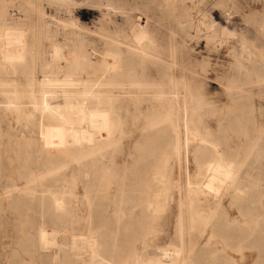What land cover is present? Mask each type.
<instances>
[{"label": "rangeland", "instance_id": "rangeland-1", "mask_svg": "<svg viewBox=\"0 0 264 264\" xmlns=\"http://www.w3.org/2000/svg\"><path fill=\"white\" fill-rule=\"evenodd\" d=\"M31 1L34 5L25 0H0V33L2 29L24 33L27 54L22 64L9 66L2 59L0 37V264H93L87 252L76 256L67 247L69 239L75 243L80 234L90 233L97 251L107 259L95 264H183L186 258L190 264H263L264 253L259 252L263 243L255 234L238 236L235 229L249 223L259 230L264 226V0H241L239 8L220 0H174L177 25L187 24L186 17L180 15L182 10L194 22L205 20L213 26L210 32L200 27L198 35L187 40V49L175 53L176 67L166 66L170 57L167 21L157 7L159 0ZM69 18L76 20L78 29L62 24ZM228 24L227 34L224 27ZM192 26L187 28L194 33ZM54 45L62 47L66 56L75 47L84 54L82 66L77 65L75 72L85 79L105 70L103 56L113 46L125 61L134 56L131 73L149 85L147 95L123 99L128 103L119 111L126 135H116L112 144L96 155L94 169L76 164L74 155L64 153L60 159L65 166L57 174H47L44 151L56 149L57 134L40 105L34 108L30 91L38 96V87L31 90L28 81L29 75L39 80L50 73L47 65L52 64ZM133 46L142 53L130 51ZM31 61L35 67L27 73L23 67ZM63 63H56L63 68L61 73L66 72ZM171 78L186 79L193 91L208 101L195 119L206 130L205 140L218 146L221 160H227L232 152L238 164L244 153L249 154L237 171L239 199H232V187L219 205L215 202L232 170L226 166L222 176L209 182L205 194L188 210L183 197L187 181L198 179L197 142H188L186 157L182 152L170 154L167 147L154 157L143 148L149 141L142 132L146 120L166 115V109L153 100V89L168 90ZM238 88L246 92L242 94ZM6 92L11 97L19 95L14 104L8 102ZM174 119L172 126L177 129L181 123ZM161 141L169 148L171 143L181 144L169 135ZM54 152L59 158L58 151ZM32 178L37 181L31 182L33 185ZM138 179L143 181L139 186ZM142 190L150 195L161 191L164 199L158 201L166 202L161 203L159 212L145 218L137 201L131 199L138 200ZM51 193L62 200V210L50 209ZM120 200L134 208L116 217ZM181 200L186 211L183 233L179 230ZM40 225L57 232L46 249L37 247Z\"/></svg>", "mask_w": 264, "mask_h": 264}, {"label": "bare ground", "instance_id": "bare-ground-1", "mask_svg": "<svg viewBox=\"0 0 264 264\" xmlns=\"http://www.w3.org/2000/svg\"><path fill=\"white\" fill-rule=\"evenodd\" d=\"M25 1L27 2V4L34 5V3L31 0H25ZM220 1H222L221 3H229L233 6L235 5L238 6L241 0H220ZM175 2L174 0H159L157 2V7L161 10L167 21V25H165L166 45L170 54L169 61L166 63V66L168 67L178 66V64L174 61L175 53H181L187 49L186 48L187 40L197 36L200 27H204L205 30L208 32H210V30L212 31L213 28L212 23H206L207 21L205 20L194 22V20H192L188 16V14H186L184 11L182 12V10L180 11V15L186 17L187 20L185 19L186 21L184 22H187V24L177 25L176 22L178 21L175 18V16L177 15L176 13L178 12L175 9L176 8ZM229 7L231 6L229 5ZM199 17L200 16H198L197 19ZM61 22L64 26H67L68 28L69 27H71L72 29L79 28V25H77L78 23L76 22V20H73V18H69V20L61 21ZM188 26H192L194 28V29L191 28V30H193L194 33H191L192 31L188 30L190 29L187 28ZM224 28L228 34V31H230L229 24ZM23 34L15 29H2V32L0 33V37L2 39V44H3L2 59L9 66H13L15 63L22 64V62H24L27 59L26 56L27 54H25V49H24L25 41L23 36L25 35ZM208 36L209 34L206 37L204 36L203 37L207 39ZM203 42L205 43V41ZM207 42L206 44H208ZM198 43H202V42L199 41ZM61 48L58 45H54L53 48H51L52 56H50L51 57L50 59L52 64L47 65L50 68V73L43 75L42 79L39 80H35L33 77L29 75V81H28V85L31 88V90L34 88V86L38 87L37 90L38 96L34 95L35 91H30L31 92L30 99L33 102L34 108L37 105H40L39 108L44 114V116L47 119L51 120V122L54 125L53 128L55 131L54 134L55 133L57 134L56 141L54 142L55 143L54 147L56 146V149L54 151H58L56 155L59 158L54 156V154L56 153L54 151L50 153L44 151L45 161L47 166V174H52V173L57 174L65 166L64 162L60 159L61 156L65 155L64 153L74 155L73 158L76 164L78 165L83 164L85 166H89L92 169H94L96 165L95 164L96 155L101 154L108 146H110L116 135H118V137L120 136L121 138H123L122 137L123 135H126L124 131V127H122V125L124 124L121 118L122 114L119 111L123 103H128V102H124L123 99L128 97L133 98L137 94L147 95V93L150 92L149 85H146L147 82L141 80L138 77V75L136 74L134 75V73H131L130 65L131 62H133L132 59L134 58L132 54L130 55L132 59L128 57L131 60L128 59L127 61H125L120 55L119 51L116 50L117 48L115 49L112 46V48L109 49L103 56L104 58L103 64L101 65H104V67L103 66L102 67L105 68V70L101 72V74H95L89 77L88 79H85L82 76V74L75 72V68L77 67V65L82 66L83 62L80 60V58L84 54L76 50L75 47L74 49H72V51H69L68 53L69 56H66L62 54L63 49ZM133 48H130L132 49L130 51L137 53L140 52V51H136L137 47L135 48L133 46ZM148 56L149 55H147V57ZM29 59L32 58H28V60ZM150 59L154 60L155 58L153 57ZM57 62L60 63L64 62L63 63L65 64L64 69L66 70V72L64 73L59 72L63 68L58 64H56ZM34 67H35V63L31 61L30 63H27L26 66H24L23 68L28 73L30 70L34 69ZM44 70L46 69H43V71ZM169 84L170 85L168 90L153 89V91L155 90L154 92H152L153 94L155 93L153 96V100L161 109H166L165 111L166 115L163 114H159L158 116L153 115L150 119L146 120L147 126L143 128L142 132L145 133L146 137H149V141L147 142V145L144 146L143 148L148 149L150 151V154L153 155L154 157L158 156L160 154V151L162 149H165L166 147L168 148V150L170 149L171 152L170 154L178 156V153L182 152V155L186 157L187 148L189 144L188 142L189 141L197 142L198 161L196 165L199 171L198 179L196 180L195 178L196 180V182L194 181L195 183H190L189 180L187 181L186 187L188 188V190H186L185 193L186 196L183 197L189 203L188 210L191 209L192 203L195 204V202H199V198L203 194H205V191L208 188V183L214 179H217L219 175L222 176L223 173L222 170L225 169L224 167L226 166L229 167L232 166V170L229 172L227 178L223 180V184L221 186L222 195L220 194L221 197L215 202L217 205H219V202L222 200V197L232 187L234 188V195H235L232 199H239L240 190L236 188L237 171L246 163L248 158L247 157L248 153L247 152L244 153V156H242L243 158L238 162V164H236L235 161L232 159L233 156L232 152H229L227 154L228 155L227 160H221L219 157L218 146L210 145L208 141L205 140L204 132L206 130L201 125L200 121L195 119L198 110L201 109L202 105L204 104L208 105V101L203 99L202 95L199 94L200 92L198 93L197 90L193 91L190 82H187L186 79L175 80V78H171ZM237 90H240L239 92L242 94L245 91L241 88H238ZM6 94H7L8 102L12 104H14L15 100L19 97L18 94L17 96L14 97L9 96L7 92ZM174 118H176L178 123H181L179 127H177L176 125L177 129H174V127L172 126ZM165 135H169L171 137L180 139L181 144L175 145L171 143V148H169L163 141H161L162 138L165 137ZM259 138L260 135L256 140H258ZM49 141H51L52 143V139ZM115 144H117V142ZM251 149L252 147L249 149V152L251 151ZM247 165L248 164H246V167ZM154 169L156 168L153 167V170ZM35 180L36 179L32 178V180H30V184L33 185L31 182L34 183ZM202 180L203 182L200 183ZM139 182L143 183L141 179H138L137 186H139ZM145 182L148 181L145 180ZM27 186H29V183ZM163 192L166 193L167 190H164ZM163 192L161 193V191H158L153 195H150L148 191L142 190L137 194L139 196L138 200H136L135 197L131 198L132 202L137 201V203L139 204L138 208L141 211L142 218L147 217L149 214L153 212L154 213L159 212L162 209L161 203L164 202L160 203L159 201L162 199ZM237 192H239V194ZM51 195H52L51 196L52 202L50 203L51 205L50 209L53 211L62 210L63 209L62 200L58 198L55 193H51ZM60 196L63 197V195ZM166 197L167 196L165 195V199H167ZM158 199L160 200L158 201ZM203 200L204 199H202V201ZM165 204L166 202L164 203V205ZM183 206L185 205L184 202L181 200V212L179 214L180 215L179 230H181L182 233L184 230L183 221L184 218L186 217V211L183 208ZM133 208L134 206L130 208L128 207V201L120 200L115 208V211L113 210L114 216L118 217L119 214H122L124 212L126 213L127 211L130 212V210L132 211ZM235 231L238 233V236L247 235L250 237L255 234L257 240L263 243V246H260L259 248V252L264 253V226L259 230L256 228L255 225L249 223L245 227L238 228L237 230L235 229ZM36 234H37V241H36L37 247L46 249L47 246H50L54 243L55 240L54 237L57 234V232L54 229L49 230L47 229L46 226L40 225V227H38L36 231ZM94 246L95 249H92ZM67 247L68 250L76 252L75 253L76 256L86 255L81 252H87V257L90 258V261H92L93 264L97 263L98 261L99 262L107 261V259L97 251L94 235L92 233L88 235L80 234L79 240L75 243H73L69 239ZM188 256L190 257V255ZM262 256H264V254H262ZM56 258L57 255L52 256V259H56ZM262 260L264 264V257L262 258ZM183 264H190L187 258L184 259Z\"/></svg>", "mask_w": 264, "mask_h": 264}, {"label": "built area", "instance_id": "built-area-1", "mask_svg": "<svg viewBox=\"0 0 264 264\" xmlns=\"http://www.w3.org/2000/svg\"><path fill=\"white\" fill-rule=\"evenodd\" d=\"M206 16H209V15L206 14ZM211 19H212V18H211Z\"/></svg>", "mask_w": 264, "mask_h": 264}]
</instances>
